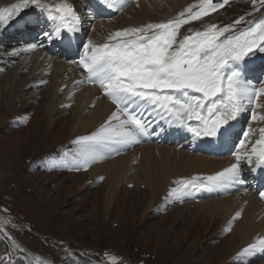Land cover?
I'll return each instance as SVG.
<instances>
[{"label": "rangeland", "instance_id": "rangeland-1", "mask_svg": "<svg viewBox=\"0 0 264 264\" xmlns=\"http://www.w3.org/2000/svg\"><path fill=\"white\" fill-rule=\"evenodd\" d=\"M81 1L67 0L77 10L81 6L78 13L82 21L81 31L76 38L86 37L100 44L106 42L109 35L118 30L174 19L179 13L184 12L181 9L190 0H157L163 3L160 12L154 9L148 11L154 0H133L126 3L122 9H117L115 15L100 20H90L93 15L82 17L85 12ZM199 4L192 7V11ZM39 14L40 10L33 6L10 20L8 24L0 26V54L2 52L9 54L15 47L13 42H28L32 35V39H39L41 46L44 45V39H40V36L38 38L41 32L35 34L40 23L35 24L43 22L42 18L38 17ZM42 15L49 23L46 14ZM188 15L186 12L185 18ZM24 17L26 20L22 19ZM240 17H244V21L235 25L234 31L237 34L264 19V7L260 6V0H255V3L253 0H229L224 7L210 11L199 20L182 25L178 31L177 41L185 35H192L194 31L204 30L199 28L203 22L212 21L211 24L226 26L234 24ZM101 22L104 24L102 35L97 29ZM23 31L27 32L24 36L21 35ZM78 44L80 43L77 40H73L70 47L76 48ZM39 49L46 52L48 57L64 62L69 67L75 64L77 68L65 73L59 64L55 67L52 62L49 64L39 62L40 68L44 64L47 66L43 82L37 88L26 90L24 92L26 98L24 102L22 101L21 107L12 109L15 115H24L22 120L16 124L11 123L12 114L9 121L0 127V222H2L0 264H9L10 261L11 264H30L29 260L36 261L37 258L41 264H111V257L117 258L116 264H205L211 258L216 260L218 255L227 251L232 233L230 225L225 228V234L212 239L215 231L223 228V224L220 221L215 222V215H208L206 209H226L229 211L227 221L232 219L235 227L249 226V229L245 228L248 233L244 231V235L250 234L249 238L254 240L249 244L264 237V225L259 224L264 221V197L256 192H247L243 176V183L231 186L230 191L225 187L227 192L224 195H218L221 191L214 189L209 198H204L200 191L192 197L166 199L169 197V190L176 186L173 182L179 178L199 176L200 180L202 179L203 173H193L190 170L192 165L181 158L183 152L206 157L215 164L227 161L226 168L234 163L231 155L214 158L194 149V145L197 146L199 142H204L202 147L215 146L214 140L211 144L208 143L209 138L193 140L190 136L178 141H169L170 137L168 139L163 136L157 137L155 141L148 143L155 147L152 152L156 151L157 146L164 150L170 147L171 151L167 152V160L157 156V163L151 165L140 154L147 143L114 146L119 149L118 154L103 150L101 153L103 159L96 160L86 168L80 166L77 170L75 158L78 146L73 141L82 135L79 133L74 135V127L79 118L74 101L66 100L69 89L76 85H80L82 89L93 86L94 90H102V95L109 97L98 83L87 81V71L81 72L82 68L75 60L80 56L79 52L64 57L63 53H67L68 48L57 52L48 51L43 47ZM250 57L247 58L248 72H252L253 69L258 71L257 65L264 61L262 60L264 53L258 52ZM35 59L34 52L21 53L14 58L12 65L0 71V75L17 72L24 65L26 69L24 73H28L36 63ZM81 75L82 78H75ZM61 76L66 82L61 84L54 99L61 100L59 103L63 102L59 109L65 111L55 115V118L60 117L61 122L49 127L47 121L42 122V111L53 101L52 83ZM78 81L83 83H77ZM259 82H264V72L259 75ZM80 94L77 89L72 96L73 99L79 98ZM258 104L260 106L256 108L257 115H264V97L259 98ZM114 105L116 106L115 103ZM256 122L257 125L252 124L253 127L256 126L252 128L253 142L259 138L255 130L264 128V120L258 119ZM235 123L236 121L231 124L230 130ZM161 127L166 129L165 126ZM22 128L24 131L22 141L16 143L17 138L14 134ZM159 128L157 127L155 132L159 131ZM8 133L11 134L9 139L4 137ZM91 133L93 132L89 131L88 135ZM151 133L150 129V134L141 140L148 141ZM161 133L158 132L156 135L159 136ZM36 135L38 138L35 140ZM217 141L220 144L225 142L224 146L221 144L220 151H229L233 148L231 141L234 140L230 135L226 141L221 138ZM13 147L16 148L15 152L10 153ZM6 154L9 155L8 158L4 157ZM127 156L135 167L134 175L147 184L141 183L138 186L135 182H122L115 190L114 201L106 210L104 195L110 189L116 162ZM12 157L13 159L6 162ZM113 160L115 162L106 164ZM141 161L149 169L151 181L147 178V169L139 166ZM200 163L207 170L213 168H207L205 162ZM98 166L104 169L99 170L98 174H91L92 169ZM166 166L173 171L167 181L162 180L160 177L164 175L158 172ZM254 171L258 173L260 169ZM260 183L264 184L263 179ZM152 187L155 189L154 195ZM215 204L218 205L214 206ZM254 208L256 216L252 214ZM237 213H240L239 217ZM217 219L219 220V217ZM248 221H252V224L244 225ZM6 237L11 238L9 243L12 246ZM12 240L15 241V245ZM232 249L226 253L227 257L220 264H264V251L240 257L244 247L239 245L238 249L231 251Z\"/></svg>", "mask_w": 264, "mask_h": 264}, {"label": "snow or ice", "instance_id": "snow-or-ice-1", "mask_svg": "<svg viewBox=\"0 0 264 264\" xmlns=\"http://www.w3.org/2000/svg\"><path fill=\"white\" fill-rule=\"evenodd\" d=\"M228 2L200 0L199 10L194 13L189 7L167 22L118 30L104 43L89 40L83 45L79 64L87 70V81L98 83L117 107L98 130L73 141L78 146L81 166L86 168L103 159L101 149L118 154L119 149L114 146L139 143L150 134V129L155 132L153 125L159 127L161 121L169 127L186 129L195 139L226 141L231 124L250 109L251 120H264V115L258 116L256 112L259 98L264 97V82L253 83L247 77V58L257 52L264 53V19L238 34L234 31L235 25L243 22L244 17L231 25L209 24L203 31H194L177 41L182 25L199 20ZM101 3L119 10L126 6L127 0H101ZM33 6L46 14L50 23V29L43 33L46 40L61 39L71 44L73 36L81 31V17L67 0L59 3L17 0L0 7V26ZM260 6L264 7V0H260ZM164 130L160 127V132ZM255 132L259 138L254 142L252 128L243 133L234 152L236 163L203 180L179 178L173 182L176 186L169 190L166 199H182L201 187L221 188L243 183L242 161L254 165L253 170L264 169V128ZM260 195L264 197V192ZM236 215L239 217L240 213ZM12 243L15 245L14 240ZM257 251H264V238L245 247L240 257ZM110 261L116 264L117 258L111 257ZM35 264H41L39 258Z\"/></svg>", "mask_w": 264, "mask_h": 264}, {"label": "bare ground", "instance_id": "bare-ground-1", "mask_svg": "<svg viewBox=\"0 0 264 264\" xmlns=\"http://www.w3.org/2000/svg\"><path fill=\"white\" fill-rule=\"evenodd\" d=\"M53 1H54V3H58V0H53ZM15 2H17V0H0V7H6V6H8L12 3H15ZM47 2L51 3L52 0H49ZM199 3H200V0H190L185 4V6L182 7L181 11H185L189 7H194V6L198 5ZM162 7H163V3H161L160 1H157V0H154L152 5H150L148 7V11H150V9H154V10H158V12H160V9ZM198 10H199V7H196L193 10V13L198 11ZM83 12L86 13V11H83ZM186 19H187V17H186ZM168 20L169 19H167V21ZM211 23H212V21H211ZM211 23L210 22L207 23V21L203 22L199 25V28L201 27V29H204L207 25H209ZM103 27H104L103 22H101L97 26V29L100 30V32H101L100 35H102V33H103ZM192 29H196V28H192ZM198 31H201V30H198ZM32 38H33V35L30 36L28 38L29 41L25 42V43H22L21 41L13 42V45L15 47L10 50L9 54H5L3 52H2V54H0V71L5 70L7 68V66L12 65L13 62L15 61L14 58H17L21 53L27 54V53L34 52L35 56H36V59H35L36 63H34L33 67L29 70L28 73H24L26 70L25 65H24L23 67L21 66V68H19L17 72L7 73L6 75H0V83H1V86H0V127L3 126L4 122L9 121L10 116L12 114H13V117L10 119L11 123L16 124L20 120H22V117L24 115H15L14 112L12 111V109H13V107H19V106L21 107L22 101L24 102V99L26 98L25 97L26 93H24L26 90H29L31 88L32 89L37 88L43 82V80H44L43 75H45L47 73V70L45 69V68H47V66H45V64H49L52 62L55 67H57L59 64L61 66V69L65 73L68 71H72L75 68H77V65H75V64L72 65L71 67H69L64 62H59L58 60H54L53 58L48 57L46 55V52H44L43 50L38 48L37 43H36L37 40L32 39ZM32 45H35V48H32ZM66 52L67 53H63L64 57L69 55L68 50H66ZM39 62H41V63L45 62V64L43 63L44 66L42 68H40ZM78 66L83 68L80 65H78ZM82 77H83V75H81L79 77L76 76L75 78H82ZM62 78L63 77L61 76L60 79H62ZM60 79H56L55 81H53V83H52L53 84V92H52L53 101L50 104H48V106H45L43 108V111H42V113H43L42 122L47 121L49 127L56 125L59 122H61L60 117L55 118V115L57 113L60 114V113L65 111V110L59 109L61 107V105L63 104V102L59 103L61 100L58 101V100L54 99V96H55L56 92L58 91V89L60 88L61 84L64 83V81L66 82V79H64V78H63V80H60ZM77 89L81 92V94H80L79 98L73 99L72 96H73L74 92H76ZM4 92H6V94ZM102 92H103L102 90H98V91L94 90L93 86H89L86 89H82L80 85H76L75 87L69 89L66 100L70 99L71 102H72V100L74 101V105L76 107L77 115L79 118L78 122H76L75 127H74V132H75L74 135H77V133H79L80 135L83 136V135H88L89 131L95 132L96 130H98L100 128L101 125H103L105 123V121L108 120V118L111 116V114L114 111H116V106L114 105L113 101L111 99L105 97L104 95H102ZM55 104H58V105H55ZM22 109L25 110V108H22ZM31 112H32V110H31ZM37 114L39 115V113H37ZM38 123H39V116H38ZM113 123H115V122H113ZM159 127H161V126H159ZM165 127H167V128L162 132V135H165V134L169 133L170 131L177 130V131H180L184 134V138L187 137L188 133H187V130L184 128H181L178 126L169 127L168 125H166ZM158 132H160V128H159V131H156L154 133V135H156ZM15 133L16 134H14V135H16V138L18 141V142L16 141V143L21 142L22 137H23V133H24L23 128L19 129V131L15 132ZM151 135H152V133H151ZM10 136H11V134L8 133L4 137H6V138L8 137V139H9ZM156 136H158V135H156ZM37 138H38V136L36 135L35 140ZM148 138H150V137H148ZM143 139H144V137H143ZM194 139L195 138H193V140ZM6 142H7V140H6ZM213 142H214L215 146H217V147L219 145H221L220 142L217 140H214ZM203 145H204V142L203 143L199 142L197 147L200 148V146H203ZM15 146H17V145H15ZM14 149H16V148L13 147L12 150H10V153H11V151H12V153H14L15 152ZM154 149H155L154 145H149L147 143V145L144 146V149L140 153L142 155V156L141 155L140 156L143 159L147 160L149 165H151L153 163H157L158 157L165 158L167 160V158H166L167 152L171 151L170 147H168L164 150L161 146H157L156 151L152 152V150H154ZM36 150H37V148H36ZM102 152H103V149H101V153ZM4 157L8 158L9 155L6 154ZM181 158L184 161H186L188 164L192 165L190 170L193 173H195V174L203 173V178L207 177L208 175L212 176L215 173L222 171L223 169L226 168V163H227V161H225V162L222 161V163L215 164V163L211 162L212 161L211 159L209 160L206 157H201L200 155H197L194 153H189L187 151H185L181 154ZM11 159H13V157L10 159H7L6 162H8V160H11ZM200 161L205 162L207 164V168L208 167H213V168L210 170H207L200 163ZM111 162H115V160L110 161L106 164H111ZM116 165L118 168L116 167ZM116 165H115L116 171L114 172V174L111 178L110 189L104 195L105 200H106V204H105L106 210L111 205V203L114 201L115 190L117 187H119L121 185L122 182L123 183L135 182V184H137L138 186L141 183L147 184L145 181L140 180L139 178L136 177V175H134L135 167L132 165L129 156L119 159L116 162ZM139 166L140 167L143 166L146 168V166L144 165V163L142 161L140 162ZM102 169H104V167H101V166L95 167L94 169H92L91 174H98L99 170H102ZM158 172L163 173L164 176H162L160 178H162V180L166 179V181L169 179V176H171L173 174V171L168 166H166L164 169H161ZM147 178L151 181V178L149 175V169H147ZM152 191H153V195H154L155 189L153 187H152ZM150 202H151V200H150ZM217 205L218 204H215L214 206H217ZM221 212H223V213H221ZM206 213L208 215H215L214 216L215 222L220 221V223L223 224V228L218 230V232H217V230L216 231L214 230L215 234H214V237H212V239H215L216 237L218 238V237H220V235L225 234V228L227 226L229 227L230 225H232L230 227V228H232V233H231V239H229L230 242L227 246V251L224 254L218 255L216 260L211 258L205 264H220L227 257L228 254H226V253H228L230 251V249L233 248L231 251L238 249L239 245H241L245 248V247H247V245L249 243L254 241L251 238H249L250 234L244 235V231L246 233H248L245 228L249 229V226L235 227L233 225L232 219L227 221L228 220V214H229L228 210L221 209V208L219 210L206 209ZM256 213L257 212H255V208H254L252 211V214H254V216H256ZM217 215H219V216H217ZM218 217H219V220L217 219ZM248 223L252 224V221H248L244 225H247ZM259 224L264 225V221L260 222ZM244 236H246V237L244 238ZM237 244H238V246H236Z\"/></svg>", "mask_w": 264, "mask_h": 264}, {"label": "trees", "instance_id": "trees-1", "mask_svg": "<svg viewBox=\"0 0 264 264\" xmlns=\"http://www.w3.org/2000/svg\"><path fill=\"white\" fill-rule=\"evenodd\" d=\"M26 33H27L26 31H23L21 35L24 36L26 35Z\"/></svg>", "mask_w": 264, "mask_h": 264}, {"label": "water", "instance_id": "water-1", "mask_svg": "<svg viewBox=\"0 0 264 264\" xmlns=\"http://www.w3.org/2000/svg\"><path fill=\"white\" fill-rule=\"evenodd\" d=\"M214 1H216V2H217V0H214Z\"/></svg>", "mask_w": 264, "mask_h": 264}]
</instances>
